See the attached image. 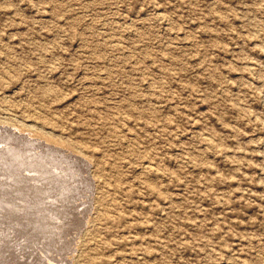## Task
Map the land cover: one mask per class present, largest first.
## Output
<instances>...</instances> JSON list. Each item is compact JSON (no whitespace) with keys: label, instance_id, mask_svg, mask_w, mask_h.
I'll use <instances>...</instances> for the list:
<instances>
[{"label":"rangeland","instance_id":"374dc122","mask_svg":"<svg viewBox=\"0 0 264 264\" xmlns=\"http://www.w3.org/2000/svg\"><path fill=\"white\" fill-rule=\"evenodd\" d=\"M0 138V264H264V0H0Z\"/></svg>","mask_w":264,"mask_h":264},{"label":"bare ground","instance_id":"6f19581e","mask_svg":"<svg viewBox=\"0 0 264 264\" xmlns=\"http://www.w3.org/2000/svg\"><path fill=\"white\" fill-rule=\"evenodd\" d=\"M117 46H119V45H117ZM4 135H5V134H4ZM23 135H24V134H23ZM24 138H25V137H24ZM0 139H1V138H0ZM6 140H7V139H6ZM8 140H9V139H8ZM10 141H11V140H10ZM15 141H16V140H15ZM8 142H9V141H8ZM25 144H26V143H25ZM35 144H36V143H35ZM30 146H31V145H30ZM46 148H47V147H46ZM49 148H50V147H49ZM1 149H2V148H1ZM35 152H36V151H35ZM35 152H34V153H35ZM59 152H60V151H59ZM4 153H5V152H4ZM15 153H16V152H15ZM28 153H29V152H28ZM9 154H10V153H9ZM19 154H20V153H19ZM36 154H37V153H36ZM12 155H15V154L13 153ZM12 155H11V156H12ZM17 155H18V154H17ZM20 155H21V154H20ZM50 155H51V154H50ZM40 156H41V155H40ZM51 156H52V155H51ZM36 157H37V155H36ZM15 158H16V157H15ZM57 158H58V156H57ZM8 159H9V158H8ZM37 159H38V158H37ZM61 159H62V156H61ZM38 160H39V159H38ZM42 160H43V159H42ZM49 160H50V159H49ZM56 160H57V159H56ZM71 160H72V159H71ZM46 161H47V160H46ZM52 161H53V160H52ZM10 162H11V160H10ZM62 162H63V161H62ZM6 163H7V162H6ZM59 163H60V162H59ZM4 164H5V163H4ZM12 164H13V163H12ZM14 164H15V163H14ZM14 164H13L12 166H14ZM49 164H50V163H49ZM7 165H8V164H7ZM17 165H18V164H17ZM19 165H20V164H19ZM74 165H75V164H74ZM10 166H11V165H10ZM28 166H29V165H28ZM40 166H41V165H40ZM50 166H51V165H50ZM53 166H54V165H53ZM4 167L6 168V166H4ZM8 167H9V166H8ZM15 167H16V166H15ZM19 167H20V166H19ZM19 167H18V168H19ZM23 168H24V167H23ZM25 168H27V167H25ZM35 168H36V167H35ZM44 168H45V166H44ZM63 168H64V167H63ZM74 168H75V167H74ZM79 168H80V167H79ZM85 168H86V167H85ZM13 169H14V168H13ZM40 169H41V168H40ZM50 169H51V167H50ZM53 169H54V168H53ZM59 169H60V168H59ZM65 169H66V168H65ZM147 169H148V168H146V170H147ZM150 169H151V167H150ZM3 170H4V169H3ZM22 170H23V169H22ZM28 170H29V169H28ZM30 170H31V169H30ZM32 170H33V169H32ZM35 170H37V169H35ZM51 170H52V169H51ZM152 170H153V169H152ZM10 171H11V170H10ZM12 171H13V170H12ZM23 171H24V170H23ZM40 171H41V170H40ZM43 171H44V170H43ZM57 171H58V173L60 172L58 169H57ZM66 171H67V170H66ZM14 172H15V170H14L13 172H11V173H14ZM27 172H28V171H27ZM35 172H36V171H35ZM45 172H46V171H45ZM45 172H44V174H45ZM61 172H62V171H61ZM78 172H79V171H78ZM5 173H6V171H5ZM7 173H8V171H7ZM7 173H6V174H7ZM18 173H19V171H18ZM24 173H26V172L24 171ZM32 173H33V172H32ZM32 173H30V174H32ZM39 173H40V172H39ZM39 173H38V174H39ZM65 173H66V172H65ZM79 173H80V172H79ZM14 174H15V173H14ZM19 174H20V173H19ZM46 174H47V173H46ZM48 174H49V173H48ZM56 174H57V173H56ZM59 174H60V173H59ZM7 175H8V174H7ZM9 175H12V174H9ZM21 175H24V174H21ZM32 175H33V174H32ZM32 175H31V176H32ZM57 175H58V174H57ZM60 175H61V174H60ZM80 175H81V174H80ZM14 176H15V175H14ZM14 176H12V178H13ZM33 176H34V175H33ZM2 177H3V176H2ZM4 177H6V176H4ZM9 177H10V176H9ZM9 177H8V178H9ZM15 177H17V175H16ZM28 177H29V175H28ZM39 177H42V176H39ZM45 177H46V176H45ZM54 177H55V176H54ZM58 177H59V176H58ZM72 177L74 178V176H72ZM72 177H71V178H72ZM81 177H82V176H81ZM24 178H26V177H23V180H24ZM31 178H32V177H31ZM37 178H38V177H37ZM62 178H63V177H62ZM62 178H61V179H62ZM75 178H76V177H75ZM79 178H80V177H79ZM10 179H11V178H10ZM14 179H15V178H14ZM17 179H18V178H17ZM17 179H16V180H17ZM28 179L30 180V178H28ZM28 179H26V180L28 181ZM33 179H34V177H33ZM38 179H39V178H38ZM41 179H42V178H41ZM45 179H46V178H45ZM50 179H51V178H50ZM57 179H58V178H57ZM82 179H83V178H82ZM84 179L87 181L86 178H84ZM6 180H7V179H6ZM18 180H20V179H18ZM58 180H60V179H58ZM64 180H65V178H64ZM67 180H68V179H67ZM67 180H66V181H67ZM70 180H71V179H70ZM70 180H69V181H70ZM77 180H78V179H77ZM1 181H2V180H1ZM4 181H5V180H4ZM7 181H8V180H7ZM12 181H13V180H12ZM12 181H11V183H13ZM37 181H38V180H37ZM48 181H49V180H48ZM48 181H46V182H48ZM72 181H74V180H72ZM81 181H83V180H81ZM5 182H6V181H5ZM8 182H10V180H9ZM14 182H16V181H14ZM17 182H18V181H17ZM34 182H35V180H34ZM41 182H42V181H41ZM53 182H54V181H53ZM53 182L51 181L50 184L53 183ZM61 182H63V181H60V183H61ZM78 182H79V181H78ZM29 183H30V181H29ZM32 183H33V182H32ZM32 183H31V185H32ZM38 183H39V181H38ZM57 183H58V182H57ZM63 183H64V182H63ZM72 183H73V182H72ZM74 183H75V182H74ZM85 183H86V184H84V182H83V184L86 186V185H87V182H85ZM8 184H9V183H6V187H7ZM15 184H16V183H15ZM22 184H25V183H22ZM26 184H27V183H26ZM34 184H35V183H34ZM34 184H33V185H34ZM58 184H59V183H58ZM61 184H62V183H61ZM61 184H60V185H61ZM67 184H68V183H67ZM79 184H81V183H79ZM0 185H1V184H0ZM13 185H14V183H13ZM13 185H11V186H13ZM41 185H42V184H41ZM45 185H49V183H46ZM51 185H52V184H51ZM55 185H56V183H55ZM68 185H69V184H68ZM68 185H67V186H68ZM74 185H75V184H74ZM77 185H78V184H77ZM88 185H89V184H88ZM2 186H3V182H2ZM9 186H10V185H9ZM11 186H10V187H11ZM14 186H15V185H14ZM18 186H19V185H18ZM21 186H22V185H21ZM27 186L29 187V185H27ZM34 186H35V185H34ZM53 186H54V185H53ZM53 186H52V187H53ZM79 186H80V185H78V187H77V186H76V187L79 188ZM81 186H82V185H81ZM89 186H90V185H89ZM89 186H88V187H89ZM91 186H92V185H91ZM3 187H4V186H3ZM6 187H4V188L7 189ZM16 187H17V186H16ZM16 187H15V188H16ZM28 187H27V188H28ZM32 187H33V186H32ZM39 187H40V186H39ZM41 187H42V186H41ZM47 187H49V186H47ZM60 187H62V185H61ZM73 187H74V186H73ZM82 187H83V186H82ZM11 188H12V187H11ZM17 188H19V187H17ZM17 188H16V189H17ZM21 188H22V187H21ZM23 188H25V187L23 186ZM30 188H31V187H30ZM30 188H29L28 190H30ZM34 188H37V187H34ZM42 188H44V186H43ZM45 188H46V187H45ZM45 188H44V189H45ZM49 188H50V187H49ZM49 188H48V190H50ZM0 189H1V188H0ZM13 189H14V188H13ZM31 189H32V188H31ZM63 189H65V188H63ZM72 189H73V188H72ZM74 189H75V188H74ZM89 189H90V188H89ZM9 190H10V189H9ZM9 190H8V191H9ZM17 190H18V189H17ZM21 190H22V189H21ZM23 190H24V189H23ZM25 190H26V189H25ZM28 190H27V191H28ZM32 190H33V189H32ZM34 190H35V189H34ZM40 190H42V189H40ZM53 190H54V188H53ZM53 190H52V191H53ZM58 190H59V189H58ZM65 190H66V189H65ZM75 190H76V193H77V192H78L77 189H75ZM82 190H83V189H82ZM82 190H79V191L81 192ZM10 191H11V190H10ZM14 191H15V189H14ZM27 191H26V193H27ZM42 191H43V190H42ZM44 191H45V190H44ZM63 191H64V190H63ZM69 191H71L70 188H69ZM86 191H87V188H86ZM86 191H85V192H86ZM89 191H90V190H89ZM16 192H19V190L16 191ZM36 192H38L37 189H36ZM36 192H34V193H36ZM50 192H51V191H50ZM4 193H5V192H4ZM7 193H8V192H7ZM23 193H25V191H23ZM28 193H30V192L28 191ZM54 193H55V192H54ZM73 193H74V191H73ZM12 194H13V193H12ZM12 194H11V195H12ZM14 194H15V192H14ZM31 194H32V193H31ZM38 194H39V193H38ZM49 194H50V193H49ZM55 194H56V193H55ZM59 194H60V193H59ZM63 194H64V193H63ZM70 194H71V193H70ZM78 194H79V193H78ZM82 194H83V193H82ZM5 195H6V194H5ZM16 195H18V194H16ZM23 195H24V194H22V196H23ZM39 195H40V194H39ZM53 195H54V194H53ZM57 195H58V194H57ZM60 195H61V194H60ZM66 195H67V194H66ZM80 195H81V193H80ZM1 196H4V194H3V195L1 194ZM13 196H14V195H13ZM19 196H20V195H19ZM19 196H17L16 198H17V199L20 198ZM27 196H28V195H27ZM29 196H30V195H29ZM44 196H45V195H44ZM49 196H50V195H49ZM51 196H52V195H51ZM74 196L76 197V195H74ZM78 196H79V195H78ZM78 196H77V197H78ZM83 196H84V195H83ZM6 197H7V196H6ZM6 197H5V198H6ZM11 197H12V196H11ZM24 197H25V195H24ZM33 197H34V196H33ZM40 197H41V196H40ZM42 197H43V196H42ZM52 197H53V196H52ZM66 197H67V196H66ZM72 197H73V196H71V198H72ZM79 197H80V196H79ZM1 198H2V197H1ZM5 198H2V199L4 200ZM8 198H9V197H8ZM37 198H38V197H36V199H37ZM54 198H56V197L54 196ZM57 198H58V197H57ZM83 198H84V197H83ZM13 199H14V198H13ZM28 199H29V198H28ZM43 199L45 200V197H44ZM62 199H63V198H61V200H62ZM69 199H70V198H69ZM77 199H78V198H77ZM14 200H15V199H14ZM18 200H19V199H18ZM30 200H31V199H30ZM30 200H29V201H30ZM37 200H38V199H37ZM37 200H36V201H37ZM55 200H56V199H55ZM71 200H72V199H71ZM79 200H80V199H79ZM1 201H2V200H1ZM8 201H10V200H8ZM8 201H7V202H8ZM29 201H27V202H29ZM34 201H35V200H34ZM34 201H33V202H34ZM50 201H51V200H50ZM57 201H58V200H57ZM59 201H60V200H59ZM62 201H63V200H62ZM74 201H75V200H74ZM30 202H32V201H30ZM39 202H40V200H39ZM41 202H42V201H41ZM41 202H40V203H41ZM53 202H54V201H53ZM69 202H70V201H68V203H69ZM1 203H3V201H2ZM5 203H6V202H5ZM8 203H9V202H8ZM40 203H38V205H40ZM46 203H47V202H46ZM59 203H60V202H59ZM61 203H62V202H61ZM64 203L67 204L66 202H64ZM20 204H21V202H20ZM34 204H35V203H34ZM34 204H33V206H34ZM47 204H48V203H47ZM57 204H58V203H57ZM90 204H91V203H90ZM16 205H17V203H16ZM18 205H19V204H18ZM30 205H32V204H30ZM48 205H49V204H48ZM60 205H61V204H60ZM63 205H64V204H63ZM70 205H71V204H70ZM72 205H73V204H72ZM75 205H76V203H75ZM4 206H5V205H4ZM13 206H14V205H12L11 208H12ZM24 206H25V205L20 206V207L22 208V207H24ZM26 206H27V205H26ZM56 206L58 207V205H56ZM64 206H66V205H64ZM82 206H83V205H82ZM1 207H2V206H1ZM20 207H19V209H20ZM39 207H41V205H40ZM57 207H56V208H57ZM59 207H60V206H59ZM61 207H62V206H61ZM66 207H68V205H67ZM66 207H65V208H66ZM73 207H74V206H73ZM2 208H4V207H2ZM25 208H26V207H25ZM27 208H28V207H27ZM35 208H37V207H35ZM42 208H43V207H42ZM49 208H51V207L49 206ZM6 209H7V208H6ZM6 209H5V210H6ZM9 209H10V208H9ZM9 209H7V210H9ZM31 209H32V208H31ZM31 209H30V210H31ZM51 209H52V208H51ZM58 209H59V208H58ZM66 209H67V208H66ZM0 210H1V209H0ZM2 210H3V209H2ZM5 210H4V211H5ZM11 210H13V209H11ZM22 210H24V209H22ZM22 210H21V211H22ZM32 210H35V209H32ZM37 210H38V209H37ZM39 210H40V209H39ZM43 210H44V209H43ZM64 210H65V209H64ZM67 210H69V209H67ZM24 211H25V210H24ZM69 211H71V210H69ZM74 211H76V210H74ZM74 211H72V212H74ZM79 211H80V210H79ZM79 211H78V212H79ZM81 211H82V209H81ZM6 212H7V211H6ZM17 212H18V211H17ZM28 212H29V211H28ZM28 212H27V213H28ZM58 212H60V211L58 210ZM58 212H57V213H58ZM78 212H77V213H78ZM84 212H85V211H84ZM86 212H87V211H86ZM11 213H12V212H11ZM18 213H20V212H18ZM22 213H23V212H22ZM30 213H31V212H30ZM30 213H29V214H30ZM50 213H52V212H50ZM13 214H14V213H13ZM35 214H36V213H35ZM38 214H39V212H38ZM40 214H41V213H40ZM45 214H47V213H45ZM45 214H44V215H45ZM62 214H63V213H62ZM64 214H65V213H64ZM66 214H67V213H66ZM66 214H65V215H66ZM72 214H73V213H72ZM72 214H71V215H72ZM79 214H80V213H79ZM79 214H77V215H79ZM0 215H1V214H0ZM14 215H15V214H14ZM24 215H25V214H24ZM52 215H53V214H52ZM73 215H75V214H73ZM1 216H2V215H1ZM20 216H21V213H20ZM42 216H43V214H42ZM42 216H41V217H42ZM54 216H55V215H54ZM57 216H58V215H57ZM67 216H68V214H67ZM67 216H66V217H67ZM16 217H17V216H16ZM22 217H23V216H22ZM22 217H20V218H22ZM34 217H35V216H34ZM48 217H49V216H48ZM63 217H64V216H63ZM63 217H62V218H63ZM73 217H74V216H73ZM76 217H77V216H75V218H76ZM9 218H10V217H8V219H9ZM44 218H45V217H44ZM67 218H68V217H67ZM67 218H66V220H67ZM0 219H1V218H0ZM2 219H3V218H2ZM10 219H11V218H10ZM10 219H9V220H10ZM14 219H15V220H14ZM14 219L12 218L11 220H14L15 223H16V222H17V221H16V218H14ZM17 219H18V218H17ZM28 219H29V218H28ZM34 219H36V218H34ZM52 219H53V218H52ZM54 219H55V218H54ZM78 219H79V216H78ZM3 220H4V219H3ZM5 220H6V218H5ZM5 220H4V221H5ZM11 220H10V221H11ZM40 220H41V219H40ZM47 220H48V218H47ZM50 220H51V219H50ZM50 220H49V221H50ZM68 220H71V219L69 218ZM68 220H67V221H68ZM75 220H76V219H75ZM10 221H9L8 223H10V225H11V222H10ZM51 221H52V220H51ZM83 221H84V220H83ZM83 221H81V222H83ZM6 222H7V220H6ZM37 222H38V221H37ZM54 222H56V221L54 220ZM64 222H65V221H64ZM72 222H73V220H72ZM78 222H79V220H78ZM78 222H77V223H78ZM1 223H2V222H1ZM15 223H14V224H15ZM18 223H19V222H18ZM18 223H17V224H18ZM26 223H27V222H26ZM26 223H25V224H26ZM28 223H29V222H28ZM32 223H34V222H32ZM35 223H36V222H35ZM35 223H34V224H35ZM42 223H43V222H42ZM49 223H50V222H49ZM67 223H68V222H67ZM75 223H76V222H75ZM4 224H5V223H4ZM21 224H22V223H21ZM30 224H31V223H30ZM34 224H32V225H34ZM57 224H58V222H57ZM62 224H63V222H62ZM64 224H65V223H64ZM68 224H69V223H68ZM71 224L73 225V223H71ZM80 224H81V223H80ZM1 225H2V224H1ZM46 225H47V224H46ZM49 225H50V224H49ZM53 225H54V224H53ZM75 225H76V224H75ZM11 226H12V225H11ZM17 226H19V225H17ZM21 226H22V225H21ZM24 226H25V225H24ZM29 226H30V225H29ZM40 226H41V225H40ZM60 226H61V225H60ZM66 226H67V225H66ZM82 226H84V224H83ZM1 227H2V226H1ZM8 227H9V226H8ZM12 227H14V226H12ZM32 227H33V226H32ZM32 227H31V228H32ZM34 227H35V226H34ZM41 227H42V226H41ZM54 227H55V226H54ZM62 227H63V226H62ZM70 227H71V226H70ZM72 227H74V226H72ZM75 227H76V226H75ZM79 227H80V226H79ZM6 228H7V227H6ZM20 228H21V227H20ZM28 228H29V227H28ZM64 228H65V227H64ZM0 229H1V228H0ZM8 229H9V228H8ZM11 229H12V228H11ZM17 229H19V228H17ZM21 229H22V228H21ZM42 229H43V228H42ZM2 230H3V229H2ZM2 230H1V231H2ZM19 230H20V229H19ZM24 230H26V229H24ZM56 230H57V229H56ZM62 230H63V229H62ZM72 230H73V228H72ZM20 231L22 232V230H20ZM32 231H33V230H32ZM32 231H31V232H32ZM48 231H49V230H48ZM52 231H53V230H52ZM68 231H69V230H68ZM10 232H12V231H10ZM14 232H15V231H14ZM58 232H60V231H58ZM58 232H57V235H59ZM76 232H77V231H76ZM2 233H3V232H2ZM7 233H8V232H7ZM7 233H5V234L7 235ZM12 233H13V232H12ZM39 233H40V232H39ZM47 233H48V232H47ZM49 233H50V232H49ZM67 233H68V232H67ZM71 233H73V232H71ZM3 234H4V233H3ZM15 234H17V233H15ZM21 234H22V233H21ZM21 234H20V236H21ZM33 234H34V233H33ZM33 234H32V240H31V241H33V240L35 239V238L33 237ZM73 234H74V233H73ZM0 235H1V234H0ZM9 235H10V234H9ZM13 235H14V234H13ZM13 235H12V236H13ZM17 235H18V234H17ZM25 235H28V233L25 234ZM34 235H35V234H34ZM39 235H40V234H39ZM67 235H69V237H70V234H67ZM71 235H72V234H71ZM7 236H8V235H7ZM7 236H6V237H7ZM35 236H36V235H35ZM55 236H56V235H55ZM60 236H61V235H60ZM0 237H2V236H0ZM9 237H10V236H9ZM9 237H8L7 239H9ZM27 237H28V236H27ZM39 237H41V236H39ZM44 237H45V236H44ZM52 237H54V236H52ZM63 237H64V236H63ZM67 237H68V236H67ZM71 237H72V236H71ZM4 238H5V237H4ZM4 238L2 237V239H4ZM12 238H13V237H12ZM22 238H24V235H23ZM30 238H31V237H30ZM33 238H34V239H33ZM46 238H47V237H46ZM48 238H49V237H48ZM57 238H58V236H57ZM64 238H65V237H64ZM64 238H63V239H64ZM72 238H73V237H72ZM72 238H71V239H72ZM74 238H75V237H74ZM2 239H1V240H2ZM10 239H11V238H10ZM16 239H17V238H16ZM25 239H26V238H25ZM44 239H45V238H43V240H44ZM1 240H0V241H1ZM5 240H6V239H5ZM5 240H4V241H5ZM12 240H13V239H12ZM18 240H21V239H18ZM36 240H37V239H36ZM40 240H42V239L40 238ZM51 240H52V239H51ZM57 240H58V239H57ZM76 240H77V238H76ZM2 241H3V240H2ZM28 241H29V240H28ZM34 241H35V240H34ZM52 241H54V240H52ZM15 242H16V241H15ZM15 242H14V243H15ZM20 242H21V241H20ZM22 242H23V241H22ZM36 242H37V241H36ZM41 242H43V241H41ZM48 242H49V241H48ZM66 242H67V241H66ZM69 242H70V241H69ZM7 243H8V241H7ZM10 243H11V241H10ZM16 243H17V242H16ZM28 243H29V242H28ZM59 243H60V241H59ZM61 243H62V242H61ZM61 243H60V244H61ZM5 244H6V243H5ZM18 244H19V242H18ZM24 244H25V243H24ZM29 244H30V243H29ZM67 244H68V243H67ZM69 244H70V243H69ZM71 244H72V243H71ZM73 244H74V242H73ZM14 245H16V244H14ZM25 245H26V244H25ZM38 245H39V244H38ZM43 245H44V244H43ZM51 245H52V244H51ZM55 245H56V243H55ZM58 245H59V244H58ZM64 245H66L65 242H64ZM6 246H7V244H6ZM6 246H5V247H6ZM16 246H17V245H16ZM39 246H40V245H39ZM14 247H15V246H14ZM19 247H20V245H19ZM22 247H24V246H22ZM26 247H27V246H26ZM43 247H44V246H43ZM43 247H41V248H43ZM52 247H53V246H52ZM58 247H61V246H58ZM0 248H1V247H0ZM10 248H11V245H10ZM12 248H13V247H12ZM15 248H16V247H15ZM24 248H25V247H24ZM24 248H23V249H24ZM32 248H33V247H32ZM32 248H31V249H32ZM56 248H57V247H56ZM67 248H68V247H67ZM71 248H73V247H71ZM16 249H17V248H16ZM27 249H29V248L27 247ZM27 249H26V250H27ZM35 249H36V248H35ZM44 249H45V248H44ZM49 249H51V248L49 247ZM54 249H55V248H54ZM62 249H63V247H62ZM13 250H14V249H13ZM20 250H22V249H20ZM40 250H42V249H40ZM52 250H53V249H52ZM71 250H72V249H71ZM14 251H15V250H14ZM32 251H33V250H32ZM46 251H47V250H46ZM48 251H49V250H48ZM61 251H62V250H61ZM67 251H68V249H67ZM67 251H65V252H67ZM1 252H2V251H1ZM4 252H5V251H4ZM7 252H8V251H7ZM9 252H11V250H10ZM16 252H17V250H16ZM27 252H28V251H27ZM49 252H50V251H49ZM63 252H64V251H63ZM72 252H73V250H72ZM17 253H18V252H17ZM19 253H20V252H19ZM39 253H40V252H39ZM68 253H69V252H68ZM68 253H67V254H68ZM8 254H9V253H8ZM14 254H15V253H14ZM44 254H45V253H44ZM50 254H53V253H50ZM61 254H62V253H61ZM2 255H3V254H2ZM11 255H12V254H11ZM23 255H24V254H23ZM34 255H36V252H35ZM39 255H40V254H39ZM41 255H43V254H41ZM45 255H46V254H45ZM45 255H44V256H45ZM53 255H55V254H53ZM57 255H58V253H57ZM63 255H64V254H63ZM9 256H10V255H9ZM15 256H18V255L16 254ZM21 256H22V255H21ZM26 256H27V255H26ZM28 256H29V255H28ZM28 256H27V258H28ZM32 256H33V255H32ZM49 256H50V255H49ZM59 256H60V254H59ZM0 257H1V256H0ZM5 257H7V256L5 255ZM12 257H14V255H13ZM18 257H19V256H18ZM18 257H16V259H17ZM29 257H30V256H29ZM40 257H41V256H40ZM40 257H38V258H40ZM45 257H46V256H45ZM50 257H51V256H50ZM1 258H2V257H1ZM19 258H21V257H19ZM22 258H23V257H22ZM51 258H52V257H51ZM57 258H58V257H56V259H57ZM60 258H61V257H60ZM3 259H6V258H3ZM3 259H2V260H3ZM7 259H8V258H7ZM54 259H55V258H54ZM12 260H13V259H12ZM12 260H11V261H12ZM29 260H30V258L28 259V261H29ZM41 260H42V259H41ZM0 261H1V260H0ZM15 261H16V260H15ZM28 261H26V263H27ZM33 261H35V260L33 259L32 262H33ZM49 261H50V260H49ZM60 261H61V260H60ZM67 261H68V260H67ZM69 261H70V260H69ZM6 262H8V261H6ZM38 262H40V261L38 260ZM17 263H18V262H17ZM47 263H48V264H51V263L48 262V260H47ZM52 263H53V262H52ZM8 264H10V263H8ZM13 264H14V261H13ZM27 264H28V263H27ZM36 264H38V263L36 262ZM39 264H40V263H39ZM43 264H46V263L44 262ZM53 264H54V263H53ZM58 264H59V263H58Z\"/></svg>","mask_w":264,"mask_h":264}]
</instances>
